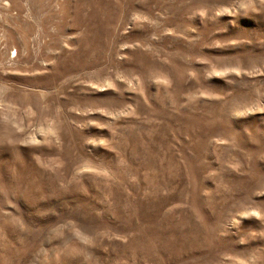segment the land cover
I'll list each match as a JSON object with an SVG mask.
<instances>
[{"label": "rangeland", "instance_id": "obj_1", "mask_svg": "<svg viewBox=\"0 0 264 264\" xmlns=\"http://www.w3.org/2000/svg\"><path fill=\"white\" fill-rule=\"evenodd\" d=\"M0 264H264V0H0Z\"/></svg>", "mask_w": 264, "mask_h": 264}]
</instances>
